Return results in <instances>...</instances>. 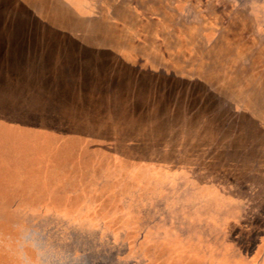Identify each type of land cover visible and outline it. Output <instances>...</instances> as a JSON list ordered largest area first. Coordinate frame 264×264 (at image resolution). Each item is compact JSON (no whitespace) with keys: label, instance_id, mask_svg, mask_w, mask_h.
Here are the masks:
<instances>
[{"label":"rangeland","instance_id":"obj_1","mask_svg":"<svg viewBox=\"0 0 264 264\" xmlns=\"http://www.w3.org/2000/svg\"><path fill=\"white\" fill-rule=\"evenodd\" d=\"M24 36L98 49L0 48V264H264V0H0Z\"/></svg>","mask_w":264,"mask_h":264},{"label":"crops","instance_id":"obj_2","mask_svg":"<svg viewBox=\"0 0 264 264\" xmlns=\"http://www.w3.org/2000/svg\"><path fill=\"white\" fill-rule=\"evenodd\" d=\"M31 23L26 22L15 25L18 28L30 30L42 27L49 29L47 22H38L37 25ZM46 33L48 34L49 32ZM80 41V38L72 36L9 37L0 38V48L2 56L8 57L10 62L12 61L13 66L19 69L18 76L21 75L20 71L22 70L27 71L29 76L49 78L54 75L58 78L59 76L66 75L71 69H75V66L69 63L72 62L69 57L74 58L80 55V52H82L80 48L81 44L86 46L83 47L85 50L96 51L98 49L96 42L81 43Z\"/></svg>","mask_w":264,"mask_h":264}]
</instances>
